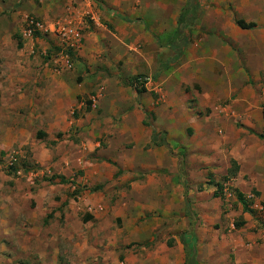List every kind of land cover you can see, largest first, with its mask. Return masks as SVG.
Here are the masks:
<instances>
[{
    "label": "crops",
    "instance_id": "0c3cea01",
    "mask_svg": "<svg viewBox=\"0 0 264 264\" xmlns=\"http://www.w3.org/2000/svg\"><path fill=\"white\" fill-rule=\"evenodd\" d=\"M187 1L0 0V111L18 115L10 124L1 116L0 144L11 131L23 136L15 120H23L21 110L47 140L62 133L66 142L77 132L83 143L80 169L53 168L59 187L82 190L78 207L70 208L84 214L77 223L90 230L70 231L67 211L61 230L71 243L62 264H187L186 248L196 264H264L262 223L236 196V233L219 237L209 210L210 178L232 171L227 184L255 196L264 211V139L257 136L264 130L255 128L264 127V39L253 65L223 39L186 45L184 33L195 31V22L178 24ZM28 15L50 30L63 23L80 29L82 47L72 57L77 72L51 75L40 55L58 43L52 33L21 39ZM247 22L264 30V22ZM239 41L230 38L242 48ZM134 76L146 80L141 93L129 84ZM98 86L89 109L81 98L97 95ZM27 223L19 224L22 233L40 232L38 221ZM9 232L0 229V264Z\"/></svg>",
    "mask_w": 264,
    "mask_h": 264
},
{
    "label": "rangeland",
    "instance_id": "374dc122",
    "mask_svg": "<svg viewBox=\"0 0 264 264\" xmlns=\"http://www.w3.org/2000/svg\"><path fill=\"white\" fill-rule=\"evenodd\" d=\"M197 7L199 8V16L194 23L195 31L189 34L184 33L183 42L186 45H190L202 39H223L230 43L229 46L232 47V51L237 56L246 55L253 65L257 51L256 43L264 39V30L241 31L238 32V35H233L232 31L236 30L234 21L237 18L245 21L253 19L264 22V0H200ZM214 21L220 23L224 29L223 32L215 30ZM228 35H232L230 37L232 40L234 38L240 40L239 42L243 43L244 46L242 45V48H238V44L232 45ZM21 39L32 38L22 37ZM46 51V56L41 54L40 59L50 69L51 75L61 77L60 75L63 74L62 77L65 78L66 75L77 72V67L76 65L74 66L75 61L71 70L63 71L61 74H58L60 72H55L51 57L59 52V49L52 47L49 50L46 49ZM99 87L96 88V91ZM37 89H39L40 93L47 90L44 84L38 85ZM92 96H95L94 93L90 96H83L81 100L86 103L91 101ZM89 106L90 109L91 105ZM4 107L8 108L9 105ZM16 113L0 111V118L3 116L4 121L10 124L13 122L11 118L16 117ZM20 115L23 120H15L19 126L18 134L22 130L23 136L15 138L12 135L10 129L16 123L12 124L9 126L11 134L7 136L5 143L0 144V151H2L0 153V223L2 224H0V229L9 227V235L12 237V239L2 241L5 254L3 257H5L4 260L6 261L2 262V264H55L56 259L62 264L63 258L65 259L63 250L68 249L71 243L68 245L62 237V234H64L62 231L64 225L62 224L66 223L64 216L67 211L66 215L69 219L72 215V219L69 220L71 224L69 229L72 228L70 231L88 232L90 230L89 228L86 230L81 223H77L80 220L82 221L84 217L82 215L84 214L73 211L70 208L71 205L74 208L78 207L82 190L77 187L72 189L70 184L69 186L59 187L55 181L56 177L53 176L55 172L53 168L60 165L58 170L62 169L64 171L67 168H71L76 172L75 170L80 169L78 167L83 164L84 160L77 157L80 155L79 152L83 151V143H81L82 140L77 132L73 136L71 135L66 142H63L62 133H54L49 140L45 136L37 138V134L41 130H37V126L32 125L25 119L27 113L21 110ZM79 116L80 113H76L74 117L79 118ZM255 128L260 132L264 130V127L259 125ZM62 153L63 155L68 154L66 160L57 158ZM211 182H213V185L209 188V193H217V195H215L216 197L211 196L209 210L212 211V208H214L213 214L217 215V222L210 224V228L218 233L219 237L236 233L240 228L235 225L241 219L239 217L241 209L235 199L237 192L223 180V176H213L210 178ZM217 184L221 185L222 188L218 189ZM65 185H68V183ZM77 185L79 184L73 183V186ZM249 194L252 195L253 191L249 192ZM244 198L249 208L253 211L252 217L249 215L252 221H256L258 224L262 223L260 224L261 230L264 231V211L261 208L263 206L260 202L255 201V199L257 200L255 196L246 198L245 195ZM77 213H79V217L81 215L78 220L74 216ZM26 220L28 228L31 226L32 221L34 223L38 221L39 234L36 231L31 236L21 232L19 224ZM77 225V228H81L77 229ZM187 227L188 225L186 229ZM12 228L14 229L12 230ZM258 229L259 226L251 227L250 231L257 233ZM247 243L249 244L250 242ZM57 251L59 252L57 253Z\"/></svg>",
    "mask_w": 264,
    "mask_h": 264
},
{
    "label": "built area",
    "instance_id": "2783aa9c",
    "mask_svg": "<svg viewBox=\"0 0 264 264\" xmlns=\"http://www.w3.org/2000/svg\"><path fill=\"white\" fill-rule=\"evenodd\" d=\"M52 33L58 43L59 52L51 57V63L55 72L68 71L73 68L72 57L79 53L82 47V35L80 29L73 26L71 23L57 24L54 29L50 30L39 19L34 16H26L24 26L21 31L23 38H33L36 34L47 35ZM41 54H47L44 50ZM46 56V55H45ZM99 93L91 98L92 106L96 105L101 94V87Z\"/></svg>",
    "mask_w": 264,
    "mask_h": 264
},
{
    "label": "trees",
    "instance_id": "16d2710c",
    "mask_svg": "<svg viewBox=\"0 0 264 264\" xmlns=\"http://www.w3.org/2000/svg\"><path fill=\"white\" fill-rule=\"evenodd\" d=\"M197 6H198V0H188L187 3L185 4V6L180 11V15L178 18V24L181 26H183V25L185 26L189 23L195 22L199 16V14H198L199 8ZM234 22H235V25L239 29L245 30V31L246 30L247 31L248 30H254V29H257L260 27L255 22H247V21H245L243 19H239V18L235 19ZM19 42H20V40H19ZM20 46H21V44L19 43V47ZM145 82H146V80L142 79L141 76H134V77H131L129 79L130 86H132L137 93H141L144 91ZM86 105H87V108H89V105H91V101H87ZM262 114H263V120H264V110H263ZM44 136H45V134H43V133L37 134V138H42ZM257 136L260 139H264V135H262V134H259ZM234 174L235 173L232 171H231V173L229 172L227 175H225L223 177V180L228 181L230 179V177L233 176ZM61 180L63 181V179H61ZM216 186L218 189L222 188L221 185H219V184H217ZM215 195H217V193ZM236 198H237L238 202L242 205V210L244 212H248V213L253 214V211L249 208V205L245 201V198H244L242 193L237 192ZM83 220H86V218H84ZM186 253H187L186 263L187 264H196L194 258L190 255L189 249H187V248H186Z\"/></svg>",
    "mask_w": 264,
    "mask_h": 264
}]
</instances>
